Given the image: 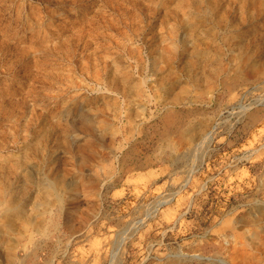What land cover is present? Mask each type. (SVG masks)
I'll return each instance as SVG.
<instances>
[{
	"label": "rangeland",
	"instance_id": "rangeland-1",
	"mask_svg": "<svg viewBox=\"0 0 264 264\" xmlns=\"http://www.w3.org/2000/svg\"><path fill=\"white\" fill-rule=\"evenodd\" d=\"M226 262L264 264V0H0V264Z\"/></svg>",
	"mask_w": 264,
	"mask_h": 264
},
{
	"label": "bare ground",
	"instance_id": "bare-ground-1",
	"mask_svg": "<svg viewBox=\"0 0 264 264\" xmlns=\"http://www.w3.org/2000/svg\"><path fill=\"white\" fill-rule=\"evenodd\" d=\"M7 16H8V15H7ZM13 16H14V15H13ZM221 22H223V18L221 19ZM186 51H187V49H186ZM226 264H230V263H227V262H226Z\"/></svg>",
	"mask_w": 264,
	"mask_h": 264
}]
</instances>
